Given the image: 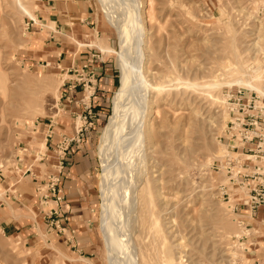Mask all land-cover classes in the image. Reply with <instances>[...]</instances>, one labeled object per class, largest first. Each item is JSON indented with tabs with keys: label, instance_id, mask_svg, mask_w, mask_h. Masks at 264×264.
Segmentation results:
<instances>
[{
	"label": "rangeland",
	"instance_id": "1",
	"mask_svg": "<svg viewBox=\"0 0 264 264\" xmlns=\"http://www.w3.org/2000/svg\"><path fill=\"white\" fill-rule=\"evenodd\" d=\"M29 3L36 4L37 16L40 11L38 1L29 0ZM93 4L99 20L109 34L112 49L121 52V41L115 29L105 20L98 0H93ZM145 4L144 12H147L148 3ZM153 7L155 20L150 21L146 17L147 13L144 16L147 36L150 42L161 40V45L155 53L160 56L149 65L150 75L162 76L168 68L176 67L177 77L180 79L179 82L172 83L177 85L174 88H179L180 98L171 107L164 104L157 107L160 116L170 114L168 117L172 122L176 120L175 122L180 123L175 142L174 167H170L171 156H159L165 158L158 173L162 175L164 190L155 213L164 229L162 235L165 245L158 247V252H163L162 247L172 245L174 264H255V244L253 245L252 239L254 227H247V223H244L246 219L241 217L244 216L241 206L248 202V196L243 199L231 196L229 202L224 200L217 187L224 183V179L213 173V164L222 159L220 157L225 151L221 140L227 121H223L221 129L213 128L209 123L216 118L222 121L219 116L227 112L226 106H212L209 97L200 87L198 90L189 89L183 83L189 80L190 83L201 85L224 79L219 68L225 65L222 63L231 60L228 46L232 36H236V49L245 69L255 70L264 66V0H153ZM28 23L27 16L15 10L8 1L0 0V166L4 168L15 164L16 147L23 140L28 125L53 116L56 112L54 107L66 99V88L63 85L68 74L61 62L64 57L59 59L56 55L57 58H54L50 53L51 44L44 47L42 42L29 38L26 30ZM188 42L190 46H187ZM148 55L150 56L149 53ZM108 57L115 65L117 83L110 93L103 115L101 118L97 115L92 99L93 119L86 123L82 121V107L81 113L74 118L75 130L76 127L84 126L78 141L84 145L82 149L88 152L87 156L92 162L91 180L86 187L93 198L92 222L98 235L94 243L96 264H107L99 227V182L103 170V138L113 114L115 93L121 84L117 59L112 55ZM237 88L257 93L235 85L216 89L214 94L223 98L225 91ZM16 122L20 126H16ZM167 134L171 141L170 131ZM206 141L211 144L212 157L208 163L203 149ZM166 145L163 144L160 148L168 150ZM40 190L44 194L46 189ZM236 191L240 192V189ZM241 192L246 194L245 191ZM238 208V211H234ZM221 217L229 224L227 233H222L217 223ZM147 241L149 242L148 239ZM153 254L154 252L152 256Z\"/></svg>",
	"mask_w": 264,
	"mask_h": 264
},
{
	"label": "crops",
	"instance_id": "2",
	"mask_svg": "<svg viewBox=\"0 0 264 264\" xmlns=\"http://www.w3.org/2000/svg\"><path fill=\"white\" fill-rule=\"evenodd\" d=\"M38 3L37 21L31 20L26 30L29 38L42 42L44 47L51 44L54 58L64 57L61 62L68 74L63 85L66 99L54 107L53 116L28 125L16 147L15 164L0 166V264H96L94 243L98 235L92 222L93 198L86 187L91 180L92 162L78 141L74 123L85 94L76 81L81 68L88 65L85 73L91 72L97 78L93 102L101 118L117 76L111 58L96 44L105 40L112 48L111 40L93 0ZM65 142L70 147L63 157L58 148ZM51 179H59L61 193L55 196L61 201H56L50 191ZM40 188L46 189L44 194ZM243 210L244 223L254 227L255 264H264V208L253 217Z\"/></svg>",
	"mask_w": 264,
	"mask_h": 264
},
{
	"label": "bare ground",
	"instance_id": "3",
	"mask_svg": "<svg viewBox=\"0 0 264 264\" xmlns=\"http://www.w3.org/2000/svg\"><path fill=\"white\" fill-rule=\"evenodd\" d=\"M6 1L22 15L37 21L36 4L32 5L29 0ZM98 2L105 20L115 29L122 46L121 52L118 53L109 47L105 40L96 44L104 54L116 57L121 76V84L115 93L114 101L112 99L113 114L103 138L105 142L102 156L103 170L99 182L101 195L99 227L105 246L106 263L174 264L172 245L162 247L163 252H158L157 248L165 245V240L162 235L164 229L159 217L156 216L155 207L164 190L162 175L158 173L161 169L159 166L165 158L159 156H171L170 167H174L175 142L180 123L175 122L176 120L172 122L168 117L170 114L166 112L165 115L160 116L157 107L160 104L171 107L180 98L179 88H174L177 85L172 84L180 81L177 77L178 69L168 68L162 76L150 75L149 65L157 60L156 49L161 45V40L150 42L147 36L144 16L147 13L146 17L150 21L155 20L153 0H98ZM145 3H148L147 12H144ZM235 37L232 36L228 46L231 60L222 63L225 65L219 68L224 79L201 85L190 83L189 80L183 83L189 89L200 87L209 97L212 106L225 104L224 97L214 94L216 89L220 90L223 87L231 88L236 85L256 91L264 97V66H259L255 70L245 69V64L236 49ZM187 46H190L189 42ZM219 117L222 121L216 118L214 122L209 123L213 128L223 127V121L228 120V112L222 113ZM15 125L20 126V123L16 122ZM167 131L171 133V141ZM163 144H167L168 150L164 147L160 148ZM221 146L226 149L223 144ZM203 149L208 163L209 158L212 157L210 142L206 141ZM156 174L158 176H155ZM241 191L244 190L240 189V192L236 191L231 196L243 199L247 193ZM217 223L222 233L229 231V224L224 217L219 218Z\"/></svg>",
	"mask_w": 264,
	"mask_h": 264
},
{
	"label": "built area",
	"instance_id": "4",
	"mask_svg": "<svg viewBox=\"0 0 264 264\" xmlns=\"http://www.w3.org/2000/svg\"><path fill=\"white\" fill-rule=\"evenodd\" d=\"M88 69V65L83 66L76 81L86 94L80 101V118L85 123L94 117L91 102L97 90V78L91 72L85 73ZM223 97L229 116L221 140L226 149L220 157L222 159L213 164V173L224 179V183L217 186L224 200L229 202L238 189L247 193L248 202L242 204L241 209H247L249 216L253 217L259 208H264V97L240 88L225 91ZM77 129L80 135L84 126ZM69 147L70 143L65 142L58 148L63 157ZM49 184L54 196L61 193L59 179H51ZM54 198L62 200L58 196Z\"/></svg>",
	"mask_w": 264,
	"mask_h": 264
}]
</instances>
